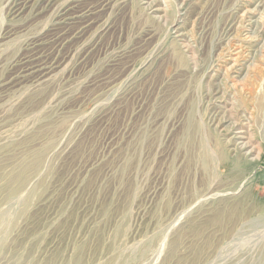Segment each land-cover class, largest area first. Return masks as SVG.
<instances>
[{
  "label": "rangeland",
  "instance_id": "obj_1",
  "mask_svg": "<svg viewBox=\"0 0 264 264\" xmlns=\"http://www.w3.org/2000/svg\"><path fill=\"white\" fill-rule=\"evenodd\" d=\"M151 1L81 0L102 37L50 81L13 85L54 11L0 0V264H264V36L261 10L246 15L260 0Z\"/></svg>",
  "mask_w": 264,
  "mask_h": 264
},
{
  "label": "bare ground",
  "instance_id": "obj_2",
  "mask_svg": "<svg viewBox=\"0 0 264 264\" xmlns=\"http://www.w3.org/2000/svg\"><path fill=\"white\" fill-rule=\"evenodd\" d=\"M47 1L50 2V6H48L47 8H46V6H44L45 3L41 5V2L36 1V0H11V2H10V4L13 5V14L16 15L17 17H21V18L25 17L26 14L31 19L38 18L45 11L50 10L49 7L51 8V10L54 11L53 12L54 18H53V21L51 23V28H52L51 30H54V35L52 36L51 39L48 38L49 41L45 40V42L43 41L44 38H42L41 36H40V38L34 37V38H32L31 41H29V44L26 48L27 55L25 53L23 58L21 57L22 58L21 63H20L21 67L17 70V72H15V75H13V78H12V81L10 82V84L18 85V84H21V83L28 81V80H33L37 84H44V83L50 81L53 78L55 72L60 67H62L68 61L69 58H71V56L73 54L72 52L74 51L75 46L80 41H82V39L84 38V36L86 35V33L88 31L90 32V30L92 28L97 27L98 31L95 33L98 35L99 38H101L102 32L107 30L106 25H103V24L100 25L99 24V22L101 21L100 17H99L100 10H97V9L85 10V9L81 8V6H82V5L80 6L81 0H71V1L70 0L69 1L47 0ZM191 1L192 0H181V2L179 3L181 9L183 8V10H184L186 7H188L191 4ZM257 3L258 4H256V5H251L248 7L246 15H248V13L251 14V13L259 12L261 10L260 21L258 20V22H257L255 20V21L251 22V20L253 18L252 15H251V18L249 17V19H250V22L252 24V26H250V27L256 28V30L253 32V34H255V36H253V37L254 38L259 37V38L263 39V36H264V1L260 0ZM149 7L151 10H153L156 13L162 10L160 5L158 3H156L155 0H152L150 2ZM173 24L174 23H172V25ZM178 28H180V26H177L176 29H178ZM248 38H249V36H248ZM47 45H49V47H50L49 50H47L45 48V46H47ZM148 45H150V44H148ZM94 47H95L94 43H91L88 45L86 50H84V52L81 54V56L79 58L80 63H82V64L87 63L88 55H90V53L92 52ZM258 55H260V54L258 53ZM262 55H264V54H262ZM259 58H260V56H259ZM125 61H127V60H125ZM113 65L117 68L121 67L120 62H115ZM252 66H255V65H252ZM231 69H232V67H231ZM252 70H254V69H252ZM239 71H241V70H239ZM239 71L236 70V74L240 75ZM228 72H229V69L226 71L225 76L228 74ZM124 75H126V73H124ZM248 75L249 74L247 73L245 75L244 79H248L249 78ZM116 82L117 81H115V80H111V78L109 76L108 78L98 79V82H96L94 85L90 86V89L94 88V90H96V91H94L93 95H96L97 98H101L104 95H106L108 92H111L115 89V87H116L115 85H117ZM221 82L222 81L219 82L220 84L217 87V89H215V91L217 92L216 94L222 93V96H224V95H226V93L222 92L223 90L221 89V87H222ZM220 90H221V92H220ZM241 90H243V89L241 88ZM245 116L246 115H241V117H245ZM254 117L255 116H250V118H248V120H253ZM217 123H218V125L220 124V122H217ZM233 126L234 125L231 124L229 131H231L233 129ZM240 133L241 134H248L247 132H243V131H240ZM236 136H234L233 138L227 139V144L230 146V148L228 150L231 153H233L234 156H240L244 150H247V146H248L249 142L240 144L238 142V137H236ZM239 138H243V137H239ZM256 151H258V150H255L254 148H252V149L248 150V154H255V153H257Z\"/></svg>",
  "mask_w": 264,
  "mask_h": 264
}]
</instances>
